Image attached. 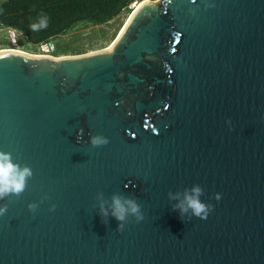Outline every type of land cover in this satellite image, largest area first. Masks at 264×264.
Segmentation results:
<instances>
[{"label": "water", "instance_id": "water-1", "mask_svg": "<svg viewBox=\"0 0 264 264\" xmlns=\"http://www.w3.org/2000/svg\"><path fill=\"white\" fill-rule=\"evenodd\" d=\"M153 2L108 49L0 54V150L34 173L0 201V264H264V0ZM195 185L213 210L182 220L168 193ZM98 192L144 221L105 225Z\"/></svg>", "mask_w": 264, "mask_h": 264}, {"label": "trees", "instance_id": "trees-1", "mask_svg": "<svg viewBox=\"0 0 264 264\" xmlns=\"http://www.w3.org/2000/svg\"><path fill=\"white\" fill-rule=\"evenodd\" d=\"M143 0H2L0 29L20 34L32 46L50 45L80 25L103 26L123 13H131L132 5ZM153 1V0H151ZM138 5L135 4V8ZM42 17L47 27H31ZM52 56L57 55L56 50Z\"/></svg>", "mask_w": 264, "mask_h": 264}, {"label": "clouds", "instance_id": "clouds-1", "mask_svg": "<svg viewBox=\"0 0 264 264\" xmlns=\"http://www.w3.org/2000/svg\"><path fill=\"white\" fill-rule=\"evenodd\" d=\"M212 5L205 2V7H211ZM33 30H40L47 27V18L42 17L37 23L31 26ZM231 124V121L227 122ZM84 134L83 128L77 133V142H79ZM89 143L93 148H99L106 146L109 143L108 138L102 135H91ZM34 173L32 167L28 164L21 166L20 163L14 160L12 153L0 150V201L15 197L19 199L26 190L27 181L33 177ZM204 195V191L201 186L195 185L190 191L185 190L183 193V199H181V193L175 194L169 192L168 199L176 200L178 203L173 204L172 210L178 211L182 220L185 217L189 219L192 217L206 220L213 210V205L204 203L200 199ZM45 199L49 200L50 197L45 196ZM99 204V215L102 218V222L107 225L108 218L111 216L118 221V227L116 231L123 232L126 224L129 222V218H133L136 223H141L145 219V215L142 211V205L131 197H126L120 194H113L110 198V203L105 200L103 192H98L94 197ZM217 201L220 200V195L215 196ZM107 205V206H106ZM38 209L37 203H30L28 210L35 214ZM56 205L52 204L49 211H55ZM8 212L7 205L0 206V217L4 216Z\"/></svg>", "mask_w": 264, "mask_h": 264}, {"label": "rangeland", "instance_id": "rangeland-1", "mask_svg": "<svg viewBox=\"0 0 264 264\" xmlns=\"http://www.w3.org/2000/svg\"><path fill=\"white\" fill-rule=\"evenodd\" d=\"M153 1L158 2L159 0ZM133 9L134 6H132ZM128 17L129 13H123L103 26L84 24L76 27L68 35L58 38L53 42L54 49L57 52L56 58L79 56L108 49L120 34ZM3 49H14L30 55L47 54L44 45H29L25 43L20 34L17 32L13 33L8 29H0V50Z\"/></svg>", "mask_w": 264, "mask_h": 264}, {"label": "bare ground", "instance_id": "bare-ground-1", "mask_svg": "<svg viewBox=\"0 0 264 264\" xmlns=\"http://www.w3.org/2000/svg\"><path fill=\"white\" fill-rule=\"evenodd\" d=\"M153 3H157V1L153 2ZM1 53H20V54L27 55V56H30V57H45V55H30V54H27L25 52H21V51L14 50V49H3V50H0V54ZM49 57H51V56H49ZM51 58L54 59V60H60V59H65V58H69V57H61V58L60 57H58V58L51 57Z\"/></svg>", "mask_w": 264, "mask_h": 264}, {"label": "built area", "instance_id": "built-area-1", "mask_svg": "<svg viewBox=\"0 0 264 264\" xmlns=\"http://www.w3.org/2000/svg\"><path fill=\"white\" fill-rule=\"evenodd\" d=\"M9 31H11V32H15V31H13V30H10V29H8ZM43 46V45H42ZM45 47H46V50H47V54H45V55H47V56H52L51 55V53H52V51H54L55 49H54V44H50V45H44Z\"/></svg>", "mask_w": 264, "mask_h": 264}]
</instances>
